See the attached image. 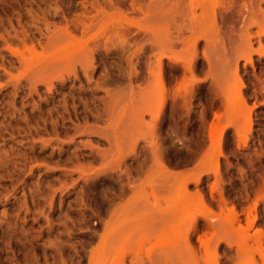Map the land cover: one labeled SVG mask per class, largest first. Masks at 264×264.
Returning a JSON list of instances; mask_svg holds the SVG:
<instances>
[{
  "label": "rangeland",
  "instance_id": "374dc122",
  "mask_svg": "<svg viewBox=\"0 0 264 264\" xmlns=\"http://www.w3.org/2000/svg\"><path fill=\"white\" fill-rule=\"evenodd\" d=\"M169 2L0 0V264H264V19Z\"/></svg>",
  "mask_w": 264,
  "mask_h": 264
},
{
  "label": "bare ground",
  "instance_id": "6f19581e",
  "mask_svg": "<svg viewBox=\"0 0 264 264\" xmlns=\"http://www.w3.org/2000/svg\"><path fill=\"white\" fill-rule=\"evenodd\" d=\"M167 1V0H166ZM171 2H169V0H168V2L169 3H171L170 5H171V8L173 9V14H174V18H176V19H178L177 21H180V19H182L180 22H182L183 24H185L184 26H192L190 29H192V28H195V27H197V24H196V21L198 20V15H197V7H196V5L194 4V1L195 0H170ZM218 1H220V0H218ZM222 1V5H220V9H219V13H220V15L221 16H223V20H224V23H227L226 25H228V27H234V24L235 23H233L232 21H234L235 20V18L233 17L234 16V13L235 12H238V14H239V16H240V23H242V24H244L245 22H246V20H247V18H248V16L251 14V13H253L254 14V17H256L255 15H257L258 17H260L261 18V20L262 19H264V11L261 9V7H260V5H261V3L264 1V0H247V1H249V4H250V6L249 7H245V8H240L241 7V4H240V2H242L243 0H221ZM245 1V0H244ZM238 2V3H237ZM246 2V1H245ZM244 3V2H243ZM237 4H239V5H237ZM165 6H167L166 4L164 5V7ZM169 6V5H168ZM239 6V7H238ZM245 6V5H244ZM223 9H225L226 11L225 12H228V13H226V14H223L221 11H223ZM170 10V9H169ZM168 11V10H167ZM172 11V10H171ZM217 11V10H216ZM202 13L203 14H205V13H207V11H206V9H202ZM217 13V12H216ZM253 14L252 15H250V16H253ZM167 16V15H166ZM165 16V17H166ZM220 16V17H221ZM172 17H173V15H172ZM170 18V17H169ZM174 18H172V20L174 19ZM232 19H234V20H232ZM170 20V19H169ZM175 20H173L172 21V23L174 22ZM179 22V23H180ZM182 23H180V25L182 24ZM189 25H188V24ZM233 23V24H232ZM237 23V22H236ZM262 23H264V21H262ZM174 24V23H173ZM225 25V26H226ZM236 26H237V24H235ZM262 25V24H261ZM181 28V27H180ZM183 28V27H182ZM227 28V27H226ZM184 29V28H183ZM187 29V28H186ZM183 31V30H182ZM190 31H192V30H190ZM192 33V32H191ZM184 34V33H183ZM97 48V47H96ZM98 49V48H97ZM93 50V49H92ZM95 50V49H94ZM63 62V61H62ZM58 63V62H57ZM56 64V63H55ZM57 65H60V64H56V67H58ZM61 65H64V63L62 64L61 63ZM45 66V65H44ZM50 66L51 67H49V69H51L52 67H54L55 68V65H51L50 64ZM53 68V69H54ZM45 70H47V69H45ZM44 70V71H45ZM47 71H49V70H47ZM120 175V174H119ZM119 179H120V183H121V188H120V195H122V196H124L125 194H127V192H128V190H130V189H133V187L131 186V183H130V177H128V176H125V175H120L119 177H118ZM118 179V180H119ZM148 204L149 205H147L148 207H150V208H146V209H143V208H141V207H139V208H141L142 210H145L146 212H147V214H146V212L145 211H140L139 209H137V207H136V209L137 210H139L140 211V214H143V215H146L145 217H144V219H146V222L150 225H152V224H154V221H155V219H156V209L157 208H155V206H154V202H151V201H149L148 202ZM97 207V206H96ZM127 208H129V207H124V206H122V207H120V208H118V207H116V208H112V210H110V213L109 214H119L120 212H123V211H126V213L128 214L129 212H130V210H132L133 209V207H132V209H131V207H130V209H129V212L127 211L128 209ZM98 209V208H97ZM97 209H96V211H94V212H97ZM124 209V210H123ZM126 209V210H125ZM99 210V209H98ZM123 210V211H122ZM148 210V211H147ZM133 211H135V209L134 210H132V212ZM165 211V209L163 210V212ZM99 213V211L97 212V213H94V214H98ZM124 213V212H123ZM125 213V214H126ZM131 213V212H130ZM135 213H137V211L135 212ZM93 214V215H94ZM111 214V215H112ZM132 214V213H131ZM131 214H129V215H131ZM100 217V216H99ZM138 217V218H137ZM101 218V217H100ZM136 218L137 219H141V221H142V219H143V217H141L140 216V218H139V216H138V214L136 215V217H135V220H134V222L133 223H135L134 225L135 226H137L138 225V222H136ZM103 220V219H102ZM139 220H137V221H139ZM140 221V222H141ZM108 223V222H107ZM106 225H108V224H106ZM150 225V226H151ZM150 226H149V228H150ZM152 227H153V225H152ZM131 228V227H130ZM131 230L126 226H124V227H122V228H119V229H117V230H115L114 231V234H121V235H124V234H126V233H128V232H130ZM153 231V229L151 230H149V232H152ZM90 254V259H92V257H93V255H94V253H95V250L94 251H90L89 252ZM151 259H152V257H151ZM151 263H154V261H152ZM133 264H136L135 262L133 263Z\"/></svg>",
  "mask_w": 264,
  "mask_h": 264
}]
</instances>
